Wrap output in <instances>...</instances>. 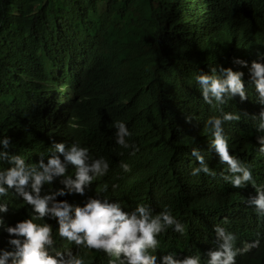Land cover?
Instances as JSON below:
<instances>
[{
	"label": "trees",
	"instance_id": "16d2710c",
	"mask_svg": "<svg viewBox=\"0 0 264 264\" xmlns=\"http://www.w3.org/2000/svg\"><path fill=\"white\" fill-rule=\"evenodd\" d=\"M262 8L264 0H0V135L10 138L8 151L35 163L30 112L63 105L87 130L98 132L89 151L109 160L99 185H119L115 193L109 188L101 195L119 200L125 210L137 203L155 211L168 205L185 224L182 237L187 243L207 238L214 201L228 186L218 175H189L196 163L189 155L194 146L210 169L220 170L208 148L210 134L203 129V121L219 112L203 103L192 76L215 63L233 67V57L258 60L264 47L252 40L262 32ZM236 43L242 50L225 55ZM233 70L246 73L245 67ZM247 89L249 100L253 96ZM238 100L222 106L241 115L224 129L229 147L249 153L256 133L245 114L257 113L256 105ZM117 119L139 149L131 156L130 149L122 150L112 140V121ZM49 136L66 138L53 131ZM119 161L129 163L127 173ZM0 167H8L7 162ZM261 171L264 174V165ZM99 185L92 184L83 197L56 199L78 205L98 192ZM51 187L62 185L54 180ZM3 199L10 202L8 211L0 213L3 223L27 218V206L19 199ZM44 219L55 228L54 220ZM5 234L0 229V237ZM175 235L169 229L160 238ZM255 239L259 246L237 255L236 264H264V225ZM95 255L100 260L95 264H106L105 255Z\"/></svg>",
	"mask_w": 264,
	"mask_h": 264
},
{
	"label": "clouds",
	"instance_id": "9594fccd",
	"mask_svg": "<svg viewBox=\"0 0 264 264\" xmlns=\"http://www.w3.org/2000/svg\"><path fill=\"white\" fill-rule=\"evenodd\" d=\"M258 15H261L259 21L263 28L261 35L252 41L264 47V8ZM238 43L225 55L232 49L242 50ZM259 60H264V53H258V60L251 62L233 57L231 65L245 67V74L215 63L207 72L198 68L192 76L203 103L219 112L203 121V129L210 134L208 148L216 154L220 170L210 169L205 155L194 146L189 155L196 163L189 175H218L228 186L226 193L218 194L214 201L216 210L210 218L211 235L189 244L182 237L185 224L173 215L168 205L155 211L146 203H137L125 210L119 200L101 195L108 193L109 188L115 193L119 185L115 182L99 185L109 171V160L89 151L90 142L98 132L87 130L67 107L45 105L30 112L35 163H26L24 156L10 153V138L0 135V162L8 164L6 168L0 167V213L8 211L10 202L3 198L9 195L27 206V218L12 225L0 220V229L6 233L0 237V264L100 263L95 254L105 255L106 264H236L237 255L257 248L260 240L255 237L264 225V174L261 171L264 165V63ZM247 87L253 96L249 100ZM233 98L256 105L257 113L245 114L256 133L255 145L249 153L229 147L224 125L241 120V115L225 111L222 106ZM112 127L115 145L122 150L130 149L129 156L139 150L127 139L132 134L122 120L112 121ZM50 131L66 138L53 140ZM120 154L123 155V151ZM241 154L247 156L239 158ZM118 167L124 173L130 170L129 163L124 161H119ZM54 180L62 187L53 190ZM92 184L99 185V191L85 197L78 205L56 199L73 194L83 197ZM45 217L55 221L54 229ZM169 229L178 235L160 238ZM58 241L70 247L59 246Z\"/></svg>",
	"mask_w": 264,
	"mask_h": 264
},
{
	"label": "rangeland",
	"instance_id": "374dc122",
	"mask_svg": "<svg viewBox=\"0 0 264 264\" xmlns=\"http://www.w3.org/2000/svg\"><path fill=\"white\" fill-rule=\"evenodd\" d=\"M181 81H183V80H174V83H175V82H181Z\"/></svg>",
	"mask_w": 264,
	"mask_h": 264
},
{
	"label": "bare ground",
	"instance_id": "6f19581e",
	"mask_svg": "<svg viewBox=\"0 0 264 264\" xmlns=\"http://www.w3.org/2000/svg\"><path fill=\"white\" fill-rule=\"evenodd\" d=\"M66 76V75H65ZM63 77H64V75H63ZM70 77V76H69Z\"/></svg>",
	"mask_w": 264,
	"mask_h": 264
}]
</instances>
